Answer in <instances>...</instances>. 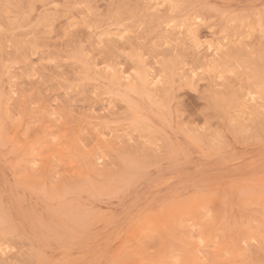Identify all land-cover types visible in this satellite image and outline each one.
Segmentation results:
<instances>
[{"label": "rangeland", "instance_id": "1", "mask_svg": "<svg viewBox=\"0 0 264 264\" xmlns=\"http://www.w3.org/2000/svg\"><path fill=\"white\" fill-rule=\"evenodd\" d=\"M0 264H264V0H0Z\"/></svg>", "mask_w": 264, "mask_h": 264}]
</instances>
